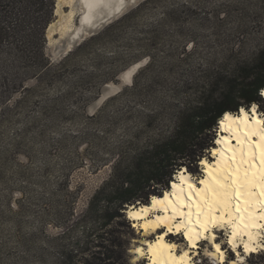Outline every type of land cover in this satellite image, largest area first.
<instances>
[{
    "label": "rangeland",
    "instance_id": "rangeland-1",
    "mask_svg": "<svg viewBox=\"0 0 264 264\" xmlns=\"http://www.w3.org/2000/svg\"><path fill=\"white\" fill-rule=\"evenodd\" d=\"M68 1L61 7V15L70 14L66 25L51 38L46 29V54L53 63L63 58L53 60L49 45L80 28L76 26L83 8L77 0ZM143 3L140 13L125 25L118 24ZM58 20L54 12L48 27ZM105 29L122 30L106 33L104 43L83 63L90 73L99 72L107 80L98 91L77 90L61 100L62 85L41 89L24 111L11 113L0 127L2 264H44L45 260L49 264L53 255L54 259L72 251L89 253L96 243L90 248L85 244L96 240L91 232L98 228L90 206L112 174L114 156L141 155L171 137L181 115L201 105L209 79L234 77L238 67L251 64L264 51V0H138L73 50ZM18 98L14 95L10 105ZM48 106L52 112L43 113ZM252 108L264 114V104L254 103L246 110ZM218 127L212 143L210 136L198 141L200 146L212 145L203 157L215 146ZM26 129L25 139H20ZM200 160L186 162L181 169L199 179ZM110 230L117 245L112 264H150L134 254L143 238L127 213ZM217 234L227 251L225 264L238 260L227 244L226 231ZM186 245L181 237L180 248ZM200 245L194 263L217 264L209 254V243ZM238 251L243 257L236 264H264V250L249 255L243 247Z\"/></svg>",
    "mask_w": 264,
    "mask_h": 264
},
{
    "label": "trees",
    "instance_id": "trees-1",
    "mask_svg": "<svg viewBox=\"0 0 264 264\" xmlns=\"http://www.w3.org/2000/svg\"><path fill=\"white\" fill-rule=\"evenodd\" d=\"M146 3L126 14L118 24L125 25ZM55 5L56 0H0V127L10 119L11 113L24 111L31 97L41 89L62 85L65 94L60 98L65 100L77 90L88 88L94 93L107 81L99 72L90 73L83 63L104 43L106 33L122 29H105L53 63L46 54V29L53 20ZM125 66L124 62L122 68ZM235 72L231 78L207 81L208 90L201 105L181 115L171 137L141 155L114 156L112 174L96 192L90 206L98 228L91 232L96 240L88 239L85 245L89 248L90 244L96 245L89 253H83L84 256L78 251L63 253L54 259L53 255L49 264H112L116 260L117 245L109 237L115 221L125 220L129 207L148 204L151 196H160L163 189L169 190V182L184 163L196 164L212 146L213 133L226 113L239 112L242 107L248 109L254 103L264 104L260 95L264 89V51L251 64L238 67ZM28 82L33 84L29 86ZM14 95L19 98L10 105ZM51 108L44 107L42 112L49 114ZM26 135L27 129L19 138L25 139ZM204 136H210L211 143L200 146L198 141Z\"/></svg>",
    "mask_w": 264,
    "mask_h": 264
},
{
    "label": "bare ground",
    "instance_id": "bare-ground-1",
    "mask_svg": "<svg viewBox=\"0 0 264 264\" xmlns=\"http://www.w3.org/2000/svg\"><path fill=\"white\" fill-rule=\"evenodd\" d=\"M134 1V0H130ZM60 3L67 2L68 0H59ZM72 2V1H71ZM129 2V1H128ZM76 5L83 8V14L80 15L79 21L81 22L80 28L75 30L74 36L82 29L83 25L88 27H95L101 21L109 18L110 16L118 13L121 9L126 5V0H77ZM60 6L58 7V9ZM62 11H57L59 14V20L53 23L54 27H61V29L66 25V22L70 19V14L68 15H61ZM55 28H52V33L54 32ZM52 33L48 34V37L51 38ZM52 40V39H51ZM261 95V94H260ZM264 99L263 95H261ZM247 111L245 108H241L239 112L236 113H226L221 121L219 122L218 127V136L215 146H213L212 151L209 152L208 157H203L200 162L202 166V176L197 179V182L193 185L197 191L203 190L205 185L200 183L201 180L203 181H211V177L209 176V171H214L218 164L223 162L226 165H229V171H232L237 167V163L233 162L229 159L233 152L232 150L236 148V138L231 129H238L241 133L246 130H250L255 128L256 135L252 138L250 143L255 146L258 143H264L261 140V136L264 135V114L262 115L259 113L255 108ZM225 116L231 117V120H225ZM247 119V127H245L242 121ZM256 121H259V125L256 124ZM225 141H228L226 144ZM248 141L245 142L244 145V158L247 160V145ZM252 157H251V164L252 167L249 171V164L245 162L241 168V174L245 171H249L251 175L252 172L260 173L264 172V166L260 164V154L259 152L253 147L252 149ZM223 157V161H222ZM240 154L237 153V159H239ZM189 176L191 177V173L189 170L181 169L180 172L175 176V178L171 181V186L169 190L165 191L164 194L160 196H152L151 200L148 204H139L131 206L127 209V218L129 221L133 223V227L137 228L139 233L142 235L143 242L135 248L134 254L137 258H144L149 261L150 264H153V261H157V264H160L161 261L165 262V264H195L194 259L200 253L201 245L207 241L209 243V247H211V252H209L210 256L217 262V264H225L227 258V251L226 248L222 246V243L217 241L218 238V231H226L227 238L229 244L232 247V252L236 254L238 260H231V264L241 263L242 254L239 253L238 247H243L247 244L250 248L256 249V251H248L247 253L252 252H259L260 250H264V197L259 195V187L253 188L252 191L255 193V207L249 208V211L254 214V223L255 227H245L244 223H252L253 221H249L247 219L246 213L235 212V204L240 203L241 207H243V197L237 199L235 195H233V202H232V211L229 216H226V220H231L230 223L224 224L222 227L210 229L208 233L204 236H199L196 239V247L193 248L190 246L189 241L185 238L184 232L185 228H182L180 232L175 231V224L181 223L183 219L181 217H176L173 221V231L169 232L167 227L157 228L155 231L151 229H145L143 227L144 224L148 223L150 220L155 219L157 216H164L168 215L171 216L172 212L171 209L164 210L163 206L159 208L153 207V197L157 200L164 201L165 196H167L169 203L174 204L176 201V193L179 188H184L185 191L183 193V198L185 204H192L193 201L197 200L198 197L193 194L192 201L188 200V191H187V183L191 182L190 179L184 180L181 182L182 176ZM174 185L176 187H174ZM148 208L149 214L147 216L143 215L142 209ZM181 212L187 213L192 211L195 213V206L189 209L188 207H182ZM216 215L219 216L220 212H216ZM139 218H133V217ZM244 217V223L241 222V217ZM195 215L192 217V223L190 225H186V227H190L193 229L194 232H199L200 228L195 223ZM235 229V235H233ZM181 235V236H180ZM215 236L213 240L212 237ZM163 237V239H161ZM181 237L184 238L185 243L187 244L186 248L181 249ZM231 240V243L229 241ZM216 245H219L221 252L224 253L223 258L220 256V252L216 251ZM245 249V248H244ZM184 253H188V257L182 259L184 257ZM246 253V251H245ZM257 254V253H256Z\"/></svg>",
    "mask_w": 264,
    "mask_h": 264
},
{
    "label": "snow or ice",
    "instance_id": "snow-or-ice-1",
    "mask_svg": "<svg viewBox=\"0 0 264 264\" xmlns=\"http://www.w3.org/2000/svg\"><path fill=\"white\" fill-rule=\"evenodd\" d=\"M224 119L231 120V117L225 116ZM242 123H244L245 127H247L246 118L244 121H242ZM259 123V121H256L257 125H259ZM231 130L235 135L237 146L232 150L233 155L229 159L237 163V167L232 171H229L230 166L221 162L220 164H218L217 168L214 171H209V176L211 177L210 182L203 180L200 181V183L205 185L203 190L197 191L194 186L189 187L188 200L192 201L193 194L198 197L197 200L193 201L192 204L187 205L185 204L184 200L181 201L180 209L182 207H188L189 209H191L193 207V204L195 206V213L189 211L185 214L179 209L181 213V219H187L189 223H192V217L193 215H195V223L200 228L199 232H194L192 228H189L186 232H184L185 238L189 241L190 246L193 248L197 246V237L204 236L210 229L222 227L224 224L231 222L230 219L226 220L225 217H230L232 211L233 195H235L237 199L243 197L239 191V187H241V185L238 183L241 173L240 168L245 162H247L249 166L252 167L251 157L253 155V147H255V149L259 152L260 164L264 166V143H258L255 146L250 143L252 138L256 135V129L253 128L250 130H246L243 133H241L238 129ZM261 140L264 141V135L261 136ZM246 141L249 142L247 145V160H245L244 158V145ZM225 143L227 144L228 141H225ZM237 153L240 154L239 159H237ZM228 188L232 189L231 193L227 191ZM259 195L264 196V193H260ZM242 203L243 207H241L240 203L235 204L234 211L246 213L247 219L249 221H253L252 223H244V217L242 216L241 222L244 223L245 227H255L256 225L254 223V214L249 211L248 201L245 200L244 197ZM205 206L208 208L207 212L204 211ZM216 212H220V215L217 216ZM133 218L137 217L134 216ZM180 231L181 229L178 228L177 232ZM233 235H235V229ZM212 239L214 240L215 236H213ZM229 243H231V240L229 241ZM216 251L220 252V256L221 258H223L224 253L221 252L219 245H216ZM252 251H254V249H252ZM187 257L188 253H184V257H182V259Z\"/></svg>",
    "mask_w": 264,
    "mask_h": 264
},
{
    "label": "clouds",
    "instance_id": "clouds-1",
    "mask_svg": "<svg viewBox=\"0 0 264 264\" xmlns=\"http://www.w3.org/2000/svg\"><path fill=\"white\" fill-rule=\"evenodd\" d=\"M261 95H264V90L261 91ZM255 107V105L253 106ZM187 167V166H185ZM251 167L249 166V171ZM193 169V173H194ZM249 171H245L243 174L240 173L239 181L238 183L241 185L239 187V191L244 197L245 200L248 201V206L249 208L255 207L256 201H255V193L252 191L253 188L259 187V194L264 193V172L260 173H255L252 172L251 175L249 174ZM190 179L191 182L187 183V191H189V187L193 186L197 182V177L195 175H192L191 177L189 176H182L181 177V182L183 183L184 180ZM174 187H176L174 185ZM185 189L184 188H179L177 193H176V201L174 204L167 202L168 198L165 196L164 201L157 200L155 197H153V207L154 208H159L163 206L164 210L171 209L172 215H164V216H157L155 219L150 220L148 223L144 224L143 227L147 229H151L155 231L157 228L161 227H167L169 232L173 231V221L176 219V217H180L181 213L179 211L181 207V201L184 200L183 198V193ZM227 191L231 193L232 189L228 188ZM264 197V196H261ZM149 209L144 208L142 209L143 215L147 216L149 214ZM204 211L207 212L208 208L205 206ZM139 218V217H137ZM189 221L187 219H183L181 223H176L175 224V231L177 232V229H182L185 228V232L190 228L186 227V225H190ZM163 239V237H161ZM247 246V247H245ZM245 251H252L254 248H250L249 245L245 244L244 245ZM256 251V249H254ZM153 264H157V261H153ZM160 264H165V262L161 261Z\"/></svg>",
    "mask_w": 264,
    "mask_h": 264
},
{
    "label": "water",
    "instance_id": "water-1",
    "mask_svg": "<svg viewBox=\"0 0 264 264\" xmlns=\"http://www.w3.org/2000/svg\"><path fill=\"white\" fill-rule=\"evenodd\" d=\"M138 0H134V1H129L126 3V5L121 9V11H119L118 13L110 16L109 18L101 21L98 25H96L95 27H88L86 25H83L82 29L80 30V32L77 34V36H74L75 30L73 29L70 33H68L66 35V37L61 38L60 41H56L58 43H56V45H49V51L52 55L53 60H57V59H61L64 58L66 55H68L73 48L76 45L80 44V41L84 40L85 37L87 35L93 34L96 30H98V28H100L102 25L110 22L111 20H113L114 18H116L117 16H119L120 14H122V12L128 7L131 6L133 4H135ZM77 4V3H76ZM60 6V8L58 9V7ZM62 7V3L59 2V0H57V4H56V8H55V15L59 16V14H57V11H62L61 10ZM80 15L81 13H78V25L76 26L79 27L80 25ZM52 28H55L54 31H58V27H54L52 24L47 28V37L49 33H52ZM136 69L138 67H135Z\"/></svg>",
    "mask_w": 264,
    "mask_h": 264
}]
</instances>
